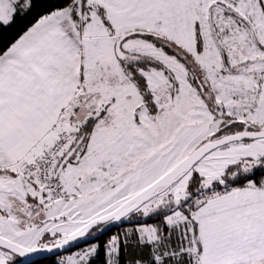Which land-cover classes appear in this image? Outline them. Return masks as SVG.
Listing matches in <instances>:
<instances>
[{
	"label": "snow or ice",
	"instance_id": "obj_1",
	"mask_svg": "<svg viewBox=\"0 0 264 264\" xmlns=\"http://www.w3.org/2000/svg\"><path fill=\"white\" fill-rule=\"evenodd\" d=\"M0 264H264V0H0Z\"/></svg>",
	"mask_w": 264,
	"mask_h": 264
}]
</instances>
